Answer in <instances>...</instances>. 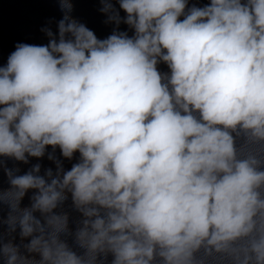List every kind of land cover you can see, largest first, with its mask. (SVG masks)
<instances>
[{
    "label": "clouds",
    "instance_id": "clouds-1",
    "mask_svg": "<svg viewBox=\"0 0 264 264\" xmlns=\"http://www.w3.org/2000/svg\"><path fill=\"white\" fill-rule=\"evenodd\" d=\"M55 2L0 63V264H264V0Z\"/></svg>",
    "mask_w": 264,
    "mask_h": 264
},
{
    "label": "water",
    "instance_id": "water-1",
    "mask_svg": "<svg viewBox=\"0 0 264 264\" xmlns=\"http://www.w3.org/2000/svg\"><path fill=\"white\" fill-rule=\"evenodd\" d=\"M198 6H203L208 0H193ZM99 0H74L73 17L92 29L99 38L107 37L115 27L106 23V16L99 9ZM123 16V13H121ZM62 17L58 3L55 0H0V63H6L8 55L15 50L17 43L45 44L47 37L40 31L44 26L52 21L51 27L55 31V22ZM121 30H127L126 25L120 26ZM131 34V32L129 33ZM161 71H168L166 65H160ZM242 141H238L239 144ZM51 151V149H49ZM57 156L59 151L57 150ZM76 162L64 161V167L69 169L71 164ZM40 163L43 170L48 167L55 169V165L47 159L37 160L32 158L30 163L25 165L9 160V167H19L21 173L27 171L33 164ZM0 183L7 188V178L0 174ZM31 195V192L28 194ZM29 199L25 197L23 205H28ZM64 210L70 213L74 222L79 218V214L71 208L70 200L64 206ZM70 226L75 227L74 223Z\"/></svg>",
    "mask_w": 264,
    "mask_h": 264
}]
</instances>
